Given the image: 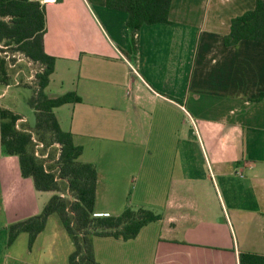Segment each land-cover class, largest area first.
<instances>
[{"label": "crops", "instance_id": "1", "mask_svg": "<svg viewBox=\"0 0 264 264\" xmlns=\"http://www.w3.org/2000/svg\"><path fill=\"white\" fill-rule=\"evenodd\" d=\"M36 1L46 4L45 50L56 58L46 92L82 99L55 112L82 161L98 169L96 211L159 213L151 264H239L241 251L264 254V43L224 42L231 20L256 0H172L171 22L142 26L137 48L127 12L106 0ZM19 160L0 142V264H59V240L45 231L33 244L27 232L9 243V225L40 214L53 196L22 175Z\"/></svg>", "mask_w": 264, "mask_h": 264}, {"label": "trees", "instance_id": "2", "mask_svg": "<svg viewBox=\"0 0 264 264\" xmlns=\"http://www.w3.org/2000/svg\"><path fill=\"white\" fill-rule=\"evenodd\" d=\"M171 4L172 0H106L109 8L127 12L135 48L142 26L171 22ZM46 14V4L40 1L0 0V87L14 83L16 68L27 63L38 67L28 98L36 122L20 126L23 116L0 106L1 146L6 155L19 157L22 175L32 177L38 191L53 193L40 214L9 225L8 240L13 243L27 232L33 244L50 216L57 214L74 245L69 264H100L95 258L93 237L133 239L148 223L162 217L143 207H128L119 214L96 211L98 169L81 160L82 146L75 144L70 131L61 128L55 112L60 106L82 99L71 91L56 98L46 92L56 69V58L45 50ZM243 40L264 43V0H256L253 9L231 20L225 45H237ZM19 57L26 64L18 65ZM239 264H264V254L241 251Z\"/></svg>", "mask_w": 264, "mask_h": 264}, {"label": "rangeland", "instance_id": "3", "mask_svg": "<svg viewBox=\"0 0 264 264\" xmlns=\"http://www.w3.org/2000/svg\"><path fill=\"white\" fill-rule=\"evenodd\" d=\"M25 63V61L19 57L18 65ZM26 64V63H25ZM38 69L35 63H27L26 66L16 68L14 72V83L7 88L8 92L4 99L1 100V107L7 103H12L13 110L21 114L22 116H28L30 120L36 122L34 110L29 106L28 98L32 95L36 70ZM5 86H1L0 91L4 90ZM12 109V108H11ZM82 160V157H81ZM134 185L131 189L130 199L134 197ZM106 194L101 190L99 203L103 204L106 200ZM105 199V200H104ZM120 199L114 201L113 205L116 206ZM115 209V208H113ZM53 219L57 218V214L53 215ZM53 221V220H52ZM48 219L47 226L45 228L46 238L57 237L59 240L60 249L57 252L59 264H69V256L74 251V245L70 237L64 231L63 237H59L58 233H55V225ZM159 231V225L152 221L143 227L141 234L134 239L126 240L128 244H124L123 247H112L104 245V241H99L98 237L92 238V244L95 249L99 250V256L102 257L108 264H151V254L153 251L154 235ZM57 234V235H56ZM103 239V238H102ZM113 240V238H111ZM96 258V257H95ZM97 260V259H96Z\"/></svg>", "mask_w": 264, "mask_h": 264}, {"label": "built area", "instance_id": "4", "mask_svg": "<svg viewBox=\"0 0 264 264\" xmlns=\"http://www.w3.org/2000/svg\"><path fill=\"white\" fill-rule=\"evenodd\" d=\"M42 145L40 144L38 147H41ZM37 154L39 155V152H37ZM46 156V155H45ZM107 215V214H106Z\"/></svg>", "mask_w": 264, "mask_h": 264}]
</instances>
